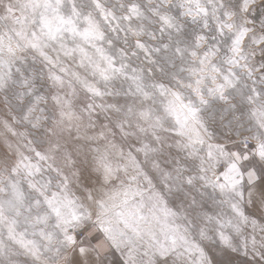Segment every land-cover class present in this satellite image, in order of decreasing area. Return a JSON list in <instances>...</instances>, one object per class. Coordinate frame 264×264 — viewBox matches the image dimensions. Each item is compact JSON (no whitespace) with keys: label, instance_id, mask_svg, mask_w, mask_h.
Here are the masks:
<instances>
[{"label":"snow or ice","instance_id":"1","mask_svg":"<svg viewBox=\"0 0 264 264\" xmlns=\"http://www.w3.org/2000/svg\"><path fill=\"white\" fill-rule=\"evenodd\" d=\"M0 264H264V0H0Z\"/></svg>","mask_w":264,"mask_h":264}]
</instances>
